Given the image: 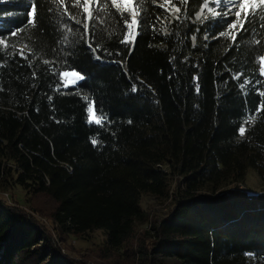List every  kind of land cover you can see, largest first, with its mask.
I'll use <instances>...</instances> for the list:
<instances>
[{
  "label": "trees",
  "instance_id": "1",
  "mask_svg": "<svg viewBox=\"0 0 264 264\" xmlns=\"http://www.w3.org/2000/svg\"><path fill=\"white\" fill-rule=\"evenodd\" d=\"M203 2L0 0V191L49 198L62 240L101 230L135 264H264V190L239 184L264 182V29L230 27L250 0L197 19ZM68 69L84 79L64 88ZM143 194L171 207L128 246ZM0 264L77 263L0 197Z\"/></svg>",
  "mask_w": 264,
  "mask_h": 264
},
{
  "label": "rangeland",
  "instance_id": "2",
  "mask_svg": "<svg viewBox=\"0 0 264 264\" xmlns=\"http://www.w3.org/2000/svg\"><path fill=\"white\" fill-rule=\"evenodd\" d=\"M250 2L256 4L254 0H250ZM222 4L223 3L217 5L216 0H204L200 11L196 14V18L197 16L200 17L205 12L214 11V7ZM173 12H176V9H174ZM65 72L69 74L61 76L64 88L76 85L81 81L80 77L83 76L74 69L64 70L61 73ZM73 72L78 73V75H73ZM89 109H91V111H89ZM89 115L94 117L93 122L98 119L92 103L88 106V116ZM239 184L249 193H258L264 190V182L260 180L258 175L251 168L246 171L245 178ZM0 197L8 205L16 207L32 216L51 234L60 252L66 257L74 260L77 264H135L130 255H125V253H123V249L119 252H105L104 234L101 230H95L84 236H69L65 240H62L54 229L52 221L49 219V214L54 207V203L45 196H34L26 199L24 193L20 189H13L0 191ZM170 199L169 197L164 199L155 198L147 194L141 196L140 205L142 209L148 213L149 217L145 223L136 226L128 246L135 244L142 232L149 228L150 222L168 212L171 207Z\"/></svg>",
  "mask_w": 264,
  "mask_h": 264
},
{
  "label": "snow or ice",
  "instance_id": "3",
  "mask_svg": "<svg viewBox=\"0 0 264 264\" xmlns=\"http://www.w3.org/2000/svg\"><path fill=\"white\" fill-rule=\"evenodd\" d=\"M183 2L186 3L187 0H183ZM246 2H247V0H243V2H242V0H216L217 5H219L220 3H223L224 6H225L226 8H228L229 10H230L232 7L237 6V5H239V7L242 9L243 6H244V3H246ZM254 3H256L257 6H256V7H252L250 13L245 12V13H244V19H243V20H241V12H240V11H236V13H235L236 21L232 22V23L230 24V27L235 28V27H236V24H237V22H238L239 25H240V28H241V29H244V31L247 32L248 30L244 28V24H245V22H247V23H249V24H252V23H254V22L258 19V20L260 21L259 27L262 28V29H264V0H254ZM30 6L32 7V10H33V12H34V11H35V6H34V5H30ZM258 7H259V12L257 11V8H258ZM49 11H51V9H49ZM29 15H31V13H30ZM249 15H251V17H252L251 20L249 19ZM122 18H123V17H122ZM72 19H75V17H72ZM197 19H199V16H197ZM227 19H228V13L225 12V13H224V16H223V20H224V21H227ZM85 20H87V18H85ZM75 22H76L77 24H81V21L78 20V19H76ZM101 22H102V21H101ZM28 23H32V21L29 20ZM137 23H138V22H137ZM124 26H125L126 28L131 29L132 24L129 22V20L124 19ZM82 27H83V29H84L85 34H87V31H88V29H87V23L85 22V23L82 25ZM153 27H155V26L153 25ZM197 31H199V29H197ZM253 31H254V29H253ZM12 35H16V33H13ZM220 35L223 36V35H224V32L222 31V32L220 33ZM67 39H68V37L65 36V40H67ZM192 39H193V41H195V40H196V37L193 36ZM204 39L207 40V39H208V36L205 35ZM233 41L235 42V37H233ZM128 42H129V41H128V37H127V35H125V37H124V39L121 41V43H125V44H126V43H128ZM134 42H135V41L133 40V43H134ZM257 43H259V41H257ZM193 46H195V44H194ZM88 47H89V48L92 47L91 43H88ZM92 50H93V52L96 51V49H92ZM108 54L111 55V53H108ZM117 54H118V53H117ZM129 54H131V49L129 50ZM20 55H21L22 58H25V59H26V57H24L23 52H21ZM95 58H96V59H100L99 56H96ZM261 59L264 60V57H262ZM45 63H48V62L45 61ZM68 74H69V73H66V72H65V73H61V76L68 75ZM72 74H73V75H78V73H75V72H73ZM242 74H243V73L234 74L233 78H234V79H239V76L242 75ZM261 75H264V68L261 69ZM33 76H35V73H33ZM80 79L83 80L84 77L81 76ZM197 79H198V78H197ZM248 83H250V81L246 78L245 81H244V83L241 84L240 87L243 89V88L245 87V85L248 84ZM257 83H260V81L258 80ZM196 90H197V92H199V85H198V84L196 85ZM133 91H134V92L136 91L135 86L133 87ZM260 95H261V96H264V92H261ZM49 99H51V98H49ZM85 99H87V98H85ZM262 108H264V100L261 101L260 107L257 108V110H256V111H257V114L260 112V110H261ZM89 111H91V109H89ZM252 118H253V117H249V119H252ZM93 121H94V117H93L92 115H89L88 118H87V122H88L89 124H92ZM95 123H96V124H103L104 121H102V120H100V119H96V120H95ZM129 123H131V121H129ZM244 132H245V128H244L243 126H241V127L239 128V133H240L241 135H243ZM91 143H92L93 146H96V145L98 144V140H97V139H92V140H91Z\"/></svg>",
  "mask_w": 264,
  "mask_h": 264
}]
</instances>
